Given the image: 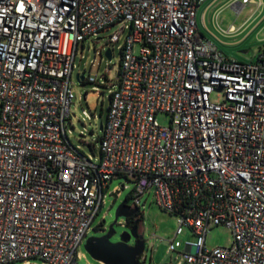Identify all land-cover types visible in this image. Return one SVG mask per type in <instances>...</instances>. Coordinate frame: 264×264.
Here are the masks:
<instances>
[{
  "label": "built area",
  "instance_id": "1",
  "mask_svg": "<svg viewBox=\"0 0 264 264\" xmlns=\"http://www.w3.org/2000/svg\"><path fill=\"white\" fill-rule=\"evenodd\" d=\"M206 1L0 0V264H78L120 178L134 183L131 219L151 193L177 218L178 264H264V47L247 62L226 56L200 34ZM117 25L109 43L126 38L93 158L68 136L72 74L85 41ZM219 226L233 242L208 248ZM185 228L195 240L180 252ZM144 242L138 264H154Z\"/></svg>",
  "mask_w": 264,
  "mask_h": 264
},
{
  "label": "rangeland",
  "instance_id": "2",
  "mask_svg": "<svg viewBox=\"0 0 264 264\" xmlns=\"http://www.w3.org/2000/svg\"><path fill=\"white\" fill-rule=\"evenodd\" d=\"M262 4V0H257ZM264 1V0H263ZM235 0H217L215 4L206 12V24L202 21L204 6L199 11V21L201 29L211 35L221 51L229 57L250 61L257 52L264 47V8L258 9L255 13L250 8L238 14L232 4ZM217 17V23L215 18ZM231 25H234L236 32L226 34ZM120 29V25L114 26L108 31L100 33L97 37L85 41L84 49L79 50L75 68L72 74L73 99L70 107L71 120L66 121V127L71 143L88 157L99 158V144L103 132L100 130L101 123H106L109 114L110 95L114 91L119 76L120 63L122 59L121 48L124 45L126 35H122L116 44L109 43L110 36ZM112 50V59L106 57V51ZM247 52V53H246ZM78 75L85 76L86 83L78 79ZM95 78L96 83H89V78ZM217 99V95H213ZM162 126L170 124V116L159 114L157 116ZM123 185L127 188L123 189ZM119 187L122 190L121 197L115 199L114 196L106 198V205L95 219L92 230L88 234L90 237H102L105 235L110 225L116 221L118 207L125 201L134 189V183L126 179H116L110 185V192ZM146 202L143 218L139 224V234L147 241L148 247L155 250L154 264H169L171 258L173 264H178L181 257L177 253L168 252V239H172L177 228V218L171 214L163 212L153 203V193L143 197ZM143 211V209H142ZM103 221L105 223H103ZM126 218L120 217L115 223V235L112 242H118L122 234L130 232L131 227L122 226ZM106 230V231H100ZM163 238L166 241L154 240L153 236ZM86 239V241H87ZM195 238L191 231L185 228L182 235L174 240L177 251H183L185 242ZM79 251L84 254V258L78 264H103L93 259L85 249V244ZM233 242V235L229 229L219 226L209 232L207 236L208 248L227 247ZM130 246L135 245V239L129 242ZM149 260L152 256L148 249ZM32 264H40L33 261ZM146 264H151L149 261ZM187 264V263H183Z\"/></svg>",
  "mask_w": 264,
  "mask_h": 264
},
{
  "label": "water",
  "instance_id": "3",
  "mask_svg": "<svg viewBox=\"0 0 264 264\" xmlns=\"http://www.w3.org/2000/svg\"><path fill=\"white\" fill-rule=\"evenodd\" d=\"M247 53V52H246ZM106 57L112 59V51H106ZM85 76L78 75V79H84ZM100 130L103 132L104 123H101ZM137 209H131L126 202H123L117 209L116 221L122 217L131 219L137 214ZM103 223H105L103 221ZM115 223L110 225L108 232L102 237H90L87 239L85 249L89 255L103 264H138V257L145 250L143 236L139 234V225L135 223L130 232L122 234L118 242H112L115 235ZM135 239V245L130 246L129 242Z\"/></svg>",
  "mask_w": 264,
  "mask_h": 264
},
{
  "label": "crops",
  "instance_id": "4",
  "mask_svg": "<svg viewBox=\"0 0 264 264\" xmlns=\"http://www.w3.org/2000/svg\"><path fill=\"white\" fill-rule=\"evenodd\" d=\"M256 1V6H253L254 7V13L258 10V9H261L262 8V11H263V8H264V1L262 0V4L261 3H259L257 0H255ZM217 2V0H207L206 1V3H204L202 6H201V8L199 9V11L204 7V6H206L205 7V11L203 12V14H202V16H201V18H202V21H203V23H204V26H206L207 27V24H206V12H208V10L211 8V6L213 5V4H215ZM199 11H198V25H199V29L200 28H202L201 26H200V21H199ZM234 27L235 28V26L234 25H231V27ZM236 29V28H235ZM202 30V29H201ZM202 32L203 33H205V35L207 36V38H209V39H211V40H213V38H211V35H210V33L208 32V34H206V32H204L203 30H202ZM214 41V40H213ZM215 42V41H214ZM216 43V42H215ZM242 61V60H241Z\"/></svg>",
  "mask_w": 264,
  "mask_h": 264
},
{
  "label": "trees",
  "instance_id": "5",
  "mask_svg": "<svg viewBox=\"0 0 264 264\" xmlns=\"http://www.w3.org/2000/svg\"><path fill=\"white\" fill-rule=\"evenodd\" d=\"M200 34L203 36V37H206L207 36L205 35V33L202 32L201 28H200ZM81 82L84 84L86 83V80L85 79H81ZM101 139V138H100ZM142 219H138V220H134V219H129L128 220V226L129 227H133L135 223H138V225L140 224Z\"/></svg>",
  "mask_w": 264,
  "mask_h": 264
}]
</instances>
